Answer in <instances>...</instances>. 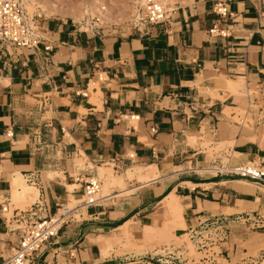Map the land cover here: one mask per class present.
Masks as SVG:
<instances>
[{
	"label": "crops",
	"instance_id": "crops-1",
	"mask_svg": "<svg viewBox=\"0 0 264 264\" xmlns=\"http://www.w3.org/2000/svg\"><path fill=\"white\" fill-rule=\"evenodd\" d=\"M216 1L232 16L214 14ZM73 27L62 21L46 31L50 52L0 51V263L18 239L4 222L17 209L16 172L37 188L41 216L68 200L76 174L107 166L117 174L109 197L63 224L34 264H109L116 251L103 258L102 248L112 232L143 237L149 229L165 240L182 225L230 224L264 209V183L214 170L264 169V0H195L140 32ZM168 197L180 203L182 225ZM173 220L178 226L164 232Z\"/></svg>",
	"mask_w": 264,
	"mask_h": 264
},
{
	"label": "rangeland",
	"instance_id": "rangeland-1",
	"mask_svg": "<svg viewBox=\"0 0 264 264\" xmlns=\"http://www.w3.org/2000/svg\"><path fill=\"white\" fill-rule=\"evenodd\" d=\"M20 1L23 3V0ZM194 1L168 0L165 7L170 15L175 7L193 3ZM33 3L34 9L31 17L34 20H38V25L43 34L62 21L73 23V28L78 31H85L90 35L96 36L99 33L112 31L140 32V30L144 31L152 27L146 26L140 28V30L133 27L136 9L131 10L129 7L137 6L134 4L135 0H34ZM95 3L99 8L105 7V12H111L109 15L113 19L99 20L97 16L90 15ZM86 10L89 12L88 16L84 14ZM1 50H4V48ZM238 88L243 90V83L239 84ZM219 148L220 146H217L216 150ZM84 164V159H75L77 168H84ZM107 167L109 168L102 167L99 169L98 175H96L101 181L100 196L104 197L109 196L112 189H114L109 188V179L113 177V174L117 175L112 171L111 166ZM201 174L203 173L201 172ZM103 184L107 186L105 185L106 187H104ZM68 186L69 191L72 189L68 200L57 208H63V206L68 207V209L75 208L76 212L71 213L70 218H66L65 221L73 219V222H78L82 216L87 215L89 210L87 207H83L80 184L78 186L76 184ZM125 188L126 185L120 189ZM261 189L264 188L262 187ZM73 190L76 193L71 196ZM12 199L13 196L11 194V207H16L17 209H26L37 201V197L23 203H15L17 201L14 202V199ZM165 201L166 206H168L171 203L170 197L166 198ZM12 211V208H10L7 216H11ZM60 213H62V210ZM173 217L177 218L180 225H182L181 217L178 214H173ZM221 222V219L217 222H210L209 219H205L199 225L189 229L182 225L183 230H180L178 235L170 236L168 233L165 240L161 239V237H156V232L149 229L146 230L147 234L150 235H148L149 237L147 235L143 237L130 235L127 230L115 231L111 233L112 238L105 240L106 247L102 248V257H109L111 251L115 250L117 260L109 262V264H264V209L254 213L252 218L247 215L240 219H233L230 224ZM166 225L167 229H164V232L168 231L169 228L177 227L178 223L173 220L170 225L169 223H166ZM161 233L163 232L161 231ZM156 239L159 240L157 242L159 246L155 247V244L147 245V243ZM151 249H154L152 253L155 252V254L151 259H148L146 255L150 254L146 253ZM128 255L133 256L124 260V257H128ZM137 257L140 258L138 259ZM135 260H138V262H135ZM31 264H34V262Z\"/></svg>",
	"mask_w": 264,
	"mask_h": 264
},
{
	"label": "built area",
	"instance_id": "built-area-1",
	"mask_svg": "<svg viewBox=\"0 0 264 264\" xmlns=\"http://www.w3.org/2000/svg\"><path fill=\"white\" fill-rule=\"evenodd\" d=\"M212 10L220 18L232 16L224 1H216ZM169 17L163 0H141L136 6L133 27L140 30L146 26L162 25ZM215 31L214 28L210 29L211 34ZM3 48L5 51L12 49L32 52L40 50L50 52L53 49L51 41L41 32L38 20L29 17L20 0H0V49ZM7 134L10 136L11 132ZM133 156L134 154H129V158ZM214 170L216 173L225 172L264 183V169L255 164L246 163ZM73 180L79 183L82 189L83 207L95 206L109 197L100 196L101 181L96 175L83 177L76 174ZM1 210L8 212V203L1 206ZM58 210L51 216H41L39 212L43 211V205L36 201L26 209H14L11 216H4L6 233L17 235L18 239L11 247L9 255L0 264L33 263L44 245L57 237L62 225L66 223V218H70V214L76 212V209L72 208L58 215Z\"/></svg>",
	"mask_w": 264,
	"mask_h": 264
},
{
	"label": "bare ground",
	"instance_id": "bare-ground-1",
	"mask_svg": "<svg viewBox=\"0 0 264 264\" xmlns=\"http://www.w3.org/2000/svg\"><path fill=\"white\" fill-rule=\"evenodd\" d=\"M141 0H135V3L134 4H136L137 5V3H139ZM168 0H163V4L165 5L166 4V2H167ZM191 1V0H190ZM34 0H23V6H24V8H25V10H26V12H27V14L31 17V14H32V12H33V9H34ZM97 3V2H96ZM95 3V5H93V7H92V12L90 13V15H94V16H97L98 18H99V20L100 19H102V20H109L111 17H110V15H109V13H111V12H109L108 13V11L107 12H105L106 10H105V7H98L97 6V4ZM92 4H94V3H92ZM91 4V5H92ZM132 6V5H131ZM131 10L132 9H136V6L134 5V6H132V7H129ZM91 9V8H90ZM110 11V10H109ZM73 12H76V11H73ZM84 14L85 15H89V12H88V10H86V11H84ZM80 16V15H79ZM118 16V15H117ZM111 19H113V17L111 18ZM227 84L231 87V88H233L234 90H237V88L239 87V84L237 83V82H233V81H228L227 82ZM238 91V90H237ZM239 92V91H238ZM193 141H194V139H193ZM13 177L11 178V183H12V185H11V194H12V196H13V199H14V202L15 201H17V202H15V203H23V202H27V201H29V200H31V199H33V198H35V197H37L38 196V190H37V188L36 187H34L33 185H28V184H26L25 183V181H24V179H23V176L19 173V172H16V173H14V175H12ZM153 176H154V174H153ZM140 178L138 179L139 181H145V180H148V179H150L151 178V174H149V175H143V177H141V176H139ZM106 183V182H105ZM77 186H78V184L77 183H75ZM104 185V184H103ZM106 185V184H105ZM104 185V187H106ZM260 188H262V186H259ZM70 188H72L71 186H70ZM68 189H69V186H68ZM104 189V188H103ZM130 189V188H129ZM105 190H106V188H105ZM72 191V189L70 190V192ZM106 193V192H105ZM72 196V195H71ZM12 199V200H13ZM178 199V198H177ZM66 209H68V207H66V206H63V208H59V210H58V215H60L61 213V210H62V212H64ZM177 209H181V206H180V203L177 201V200H175V202L174 203H172L171 205H169L168 206V212H170V214H177L176 212V210ZM181 217V216H180ZM143 234H145L144 236H146L147 235V237H149L150 235L149 234H147V231H145V233H143ZM149 235V236H148ZM143 239V238H142ZM103 252V251H102Z\"/></svg>",
	"mask_w": 264,
	"mask_h": 264
}]
</instances>
